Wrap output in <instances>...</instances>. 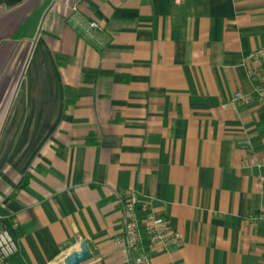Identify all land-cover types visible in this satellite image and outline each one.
<instances>
[{
  "label": "crops",
  "instance_id": "1",
  "mask_svg": "<svg viewBox=\"0 0 264 264\" xmlns=\"http://www.w3.org/2000/svg\"><path fill=\"white\" fill-rule=\"evenodd\" d=\"M262 48L264 0H0L12 264H132L130 196L179 236L150 264H264V103H228Z\"/></svg>",
  "mask_w": 264,
  "mask_h": 264
},
{
  "label": "built area",
  "instance_id": "2",
  "mask_svg": "<svg viewBox=\"0 0 264 264\" xmlns=\"http://www.w3.org/2000/svg\"><path fill=\"white\" fill-rule=\"evenodd\" d=\"M177 4H183L186 0H175ZM89 27L92 30H101L96 22H91ZM248 74L254 83L255 95H248L241 91L235 92L229 99L230 104L237 106H245L251 102L264 103V48L257 50L248 57ZM250 164L255 165L254 159L250 160ZM260 181L264 186V177H260ZM136 199L130 196L124 201V230L126 234L127 244L135 252L136 264H150L149 254L153 251L161 252L168 248L171 244H177L179 241L178 234L172 230L167 219H160L158 222L146 225V231L149 233L151 251L144 252L142 247L141 234L138 229V223L134 212V204ZM247 221L250 223H264V213H253ZM12 229H17V224L12 225ZM19 251L18 239L14 237L11 229H0V261L3 264H12L13 258Z\"/></svg>",
  "mask_w": 264,
  "mask_h": 264
},
{
  "label": "trees",
  "instance_id": "3",
  "mask_svg": "<svg viewBox=\"0 0 264 264\" xmlns=\"http://www.w3.org/2000/svg\"><path fill=\"white\" fill-rule=\"evenodd\" d=\"M68 95L69 94L66 92V96ZM66 103H67V100H66ZM27 181H28V177L24 178L22 183H20L19 187L20 188L24 187ZM134 212H135L136 220L138 223V229L141 234L143 250L144 252L149 253L151 251V245H150V240H149V233L146 231V228H145V223L148 220L149 212L145 209V206L142 203H139L137 201L134 204ZM130 249L131 251H133L132 248ZM132 264H136L134 255L132 256Z\"/></svg>",
  "mask_w": 264,
  "mask_h": 264
},
{
  "label": "water",
  "instance_id": "4",
  "mask_svg": "<svg viewBox=\"0 0 264 264\" xmlns=\"http://www.w3.org/2000/svg\"><path fill=\"white\" fill-rule=\"evenodd\" d=\"M91 254L87 247V241H83L80 245V250L69 254L64 259V264H82L90 259Z\"/></svg>",
  "mask_w": 264,
  "mask_h": 264
}]
</instances>
